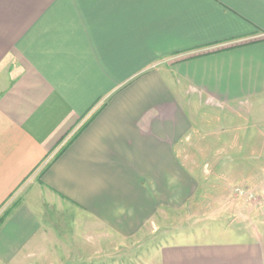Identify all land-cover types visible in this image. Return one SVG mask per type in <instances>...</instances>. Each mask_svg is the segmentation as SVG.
Instances as JSON below:
<instances>
[{
	"label": "crops",
	"instance_id": "crops-1",
	"mask_svg": "<svg viewBox=\"0 0 264 264\" xmlns=\"http://www.w3.org/2000/svg\"><path fill=\"white\" fill-rule=\"evenodd\" d=\"M262 32L264 0H0V264H264ZM192 199L225 211L167 225Z\"/></svg>",
	"mask_w": 264,
	"mask_h": 264
},
{
	"label": "rangeland",
	"instance_id": "rangeland-1",
	"mask_svg": "<svg viewBox=\"0 0 264 264\" xmlns=\"http://www.w3.org/2000/svg\"><path fill=\"white\" fill-rule=\"evenodd\" d=\"M234 198V197H233ZM192 201L191 200L190 204H188L187 207H185V209H180L177 212L170 210L169 213V223L167 225L170 226H176L175 223H172L173 221H176V219L179 217L185 218V217H189L190 215H192L194 212H196V209L198 210H202V211H206V215H216L218 213H222L225 210L224 209H219V208H211L208 209L207 207L202 209L199 207H195L197 204L192 205ZM203 213V212H201ZM204 214V213H203ZM262 215H259V219ZM264 218V216H263ZM68 217H66L64 220L65 222V227L66 228H71L72 230L70 232L74 231V225L72 226L71 223H69L67 221ZM189 219V218H188ZM254 220L249 221L250 225ZM181 224V223H180ZM184 224V223H183ZM182 224V225H183ZM154 226V225H153ZM184 226H188V224H185ZM157 228H155L156 230H154V232H150L148 230H146L145 232L139 234L137 237H135L134 239L131 240H121V254L122 256H127L130 255L131 257H133V255L136 254V256H143V257H148L147 254L152 255L153 253V249L155 248L156 244L160 243L161 241H163L165 239V237H159V235L161 234V226L160 224L156 225ZM165 227V226H164ZM264 230V227H262ZM154 229V228H153ZM108 241V240H107ZM112 240L109 239L108 242H111ZM106 243V242H105ZM122 263H126L127 260L126 258H124V260H121Z\"/></svg>",
	"mask_w": 264,
	"mask_h": 264
},
{
	"label": "built area",
	"instance_id": "built-area-1",
	"mask_svg": "<svg viewBox=\"0 0 264 264\" xmlns=\"http://www.w3.org/2000/svg\"><path fill=\"white\" fill-rule=\"evenodd\" d=\"M257 36H261V37H263V36H264V32L258 34ZM239 41H240V40H233V41H229V42L222 43V44H220V45H213V46H211V47H209V48H216L217 46H221V45H224V44H230V43H236V42H239ZM237 192H238L240 195H241V194H245V192H244L243 190H238ZM248 196H251V194H248Z\"/></svg>",
	"mask_w": 264,
	"mask_h": 264
}]
</instances>
